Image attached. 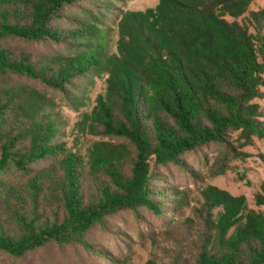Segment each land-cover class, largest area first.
<instances>
[{"label": "trees", "instance_id": "16d2710c", "mask_svg": "<svg viewBox=\"0 0 264 264\" xmlns=\"http://www.w3.org/2000/svg\"><path fill=\"white\" fill-rule=\"evenodd\" d=\"M79 1L0 0V264L51 243L89 251L87 234L121 211L161 214L152 160L179 164L182 154L213 143L236 151L232 132L244 145L264 139L256 102L264 98V7L251 9L256 0H178L165 10L124 13L115 53L111 8L74 20L66 7ZM66 19L74 28L54 24ZM15 39L73 40L76 51L33 60L7 44ZM88 73L107 79L84 127L134 149L95 142L87 155L68 151L55 142L44 95L7 82L26 77L63 91ZM229 197L221 196L225 211L192 264H264V211H237Z\"/></svg>", "mask_w": 264, "mask_h": 264}, {"label": "rangeland", "instance_id": "374dc122", "mask_svg": "<svg viewBox=\"0 0 264 264\" xmlns=\"http://www.w3.org/2000/svg\"><path fill=\"white\" fill-rule=\"evenodd\" d=\"M174 1L178 0H83L66 7L65 14L81 20L100 10L106 12L105 6L111 8L114 14L110 15L108 27L111 52L115 53L119 39L118 22L124 13L146 14L160 6L165 10ZM259 7H264V0H256L251 5L253 10ZM54 24L61 30L75 26L67 19L57 20ZM71 42L33 43L15 39L7 44L28 52L33 60H38L74 55L76 46L73 40ZM106 79V75L88 73L74 79L72 85L63 91L26 77L13 76L7 82L44 95L48 103L46 112L57 124L55 142L68 151L87 155L88 148L95 142L124 144L134 149L128 140L105 135L101 128L98 131L88 129L82 123L84 116L92 114L98 99L105 95ZM256 102L264 108V98ZM229 140L236 151L213 143L182 154L179 164L161 165L151 161L152 198L165 208L161 214L146 207L121 211L107 217L104 226L97 225L87 234L86 241L92 245L89 251L79 245L51 243L14 260V263L192 264L202 246L213 236V221H217L225 211L224 205L218 203L226 200L220 199L221 196L234 199L231 202L237 211L240 206L249 211H264V205L257 203L258 196L264 197V139L255 136L251 144L244 145L239 132H232ZM237 211L234 208L230 210L234 214Z\"/></svg>", "mask_w": 264, "mask_h": 264}]
</instances>
